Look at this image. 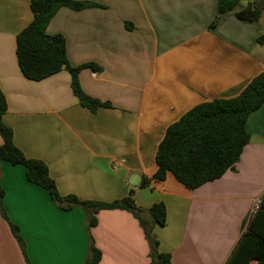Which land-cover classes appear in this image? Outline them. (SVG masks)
<instances>
[{"label": "crops", "instance_id": "0c3cea01", "mask_svg": "<svg viewBox=\"0 0 264 264\" xmlns=\"http://www.w3.org/2000/svg\"><path fill=\"white\" fill-rule=\"evenodd\" d=\"M76 1L104 8H60L46 33L64 37L73 67L101 68L80 70L78 81L87 96L111 107L93 113L81 107L67 71L26 79L15 39L32 21L30 0H0L3 122L14 144L46 165L62 196L110 203L132 191L143 210L163 203L166 224L154 225L152 236L171 264H225L264 194V104L246 121L250 141L234 171L194 190L170 174L161 183L141 182L155 173V153L171 124L201 102L235 97L264 71V47L255 42L264 12L256 22L228 12L209 28L217 0ZM249 2L240 0L238 9ZM134 174L137 186L129 184ZM0 187L7 218L0 215V264H84L88 234L101 253L98 264H150L131 213L100 210L87 230L82 209L61 210L26 179L22 165L6 161ZM8 222L18 227L23 250Z\"/></svg>", "mask_w": 264, "mask_h": 264}, {"label": "trees", "instance_id": "16d2710c", "mask_svg": "<svg viewBox=\"0 0 264 264\" xmlns=\"http://www.w3.org/2000/svg\"><path fill=\"white\" fill-rule=\"evenodd\" d=\"M249 4L239 8L240 0H217L214 19L209 28H214L223 14L234 12L242 20L256 22L264 12V0H249ZM80 11L103 6L76 0H30L32 21L16 35V59L22 75L31 81H41L61 71L70 74V87L81 107L95 112L110 108L108 102H101L87 96L81 89L78 73L84 68L101 72L93 63L73 67L66 53L65 39L60 34L49 35L46 27L60 8ZM131 29L130 23H125ZM257 45L264 47V32L256 39ZM264 104V71L254 77L235 97L201 102L184 113L165 131L158 144L154 161L156 171L151 178H143L141 187L150 181L161 183L168 174L188 190H194L208 182L222 177L227 171H234L243 148L250 141L245 125L249 115ZM7 112L6 99L0 89V163L24 167L26 179L46 190L58 208L68 211L79 207L84 212L87 230L96 226V215L100 210H125L138 220L149 245L150 264H171L168 254L158 252V242L152 236L154 225L166 224V208L161 202L149 209L138 207L128 196L110 203L82 200L74 195L59 194L46 165L39 160L27 158L13 142L10 127L3 122ZM4 192L0 187V215L7 220L2 205ZM148 216V219L145 217ZM10 231L20 248L24 242L16 225L8 222ZM100 251L88 234V253L84 264H98ZM264 264V194L257 208L248 218L245 229L225 264Z\"/></svg>", "mask_w": 264, "mask_h": 264}, {"label": "water", "instance_id": "95a60500", "mask_svg": "<svg viewBox=\"0 0 264 264\" xmlns=\"http://www.w3.org/2000/svg\"><path fill=\"white\" fill-rule=\"evenodd\" d=\"M140 177L137 174H134L129 179V184L132 186H137L139 184Z\"/></svg>", "mask_w": 264, "mask_h": 264}, {"label": "rangeland", "instance_id": "374dc122", "mask_svg": "<svg viewBox=\"0 0 264 264\" xmlns=\"http://www.w3.org/2000/svg\"><path fill=\"white\" fill-rule=\"evenodd\" d=\"M247 1L249 2V0H242L243 4L246 3ZM260 25L262 29H264V14L261 16Z\"/></svg>", "mask_w": 264, "mask_h": 264}]
</instances>
